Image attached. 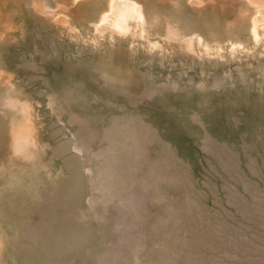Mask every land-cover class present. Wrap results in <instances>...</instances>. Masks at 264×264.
Here are the masks:
<instances>
[{
  "label": "rangeland",
  "instance_id": "1",
  "mask_svg": "<svg viewBox=\"0 0 264 264\" xmlns=\"http://www.w3.org/2000/svg\"><path fill=\"white\" fill-rule=\"evenodd\" d=\"M132 1L0 0V264H264V0Z\"/></svg>",
  "mask_w": 264,
  "mask_h": 264
},
{
  "label": "bare ground",
  "instance_id": "2",
  "mask_svg": "<svg viewBox=\"0 0 264 264\" xmlns=\"http://www.w3.org/2000/svg\"><path fill=\"white\" fill-rule=\"evenodd\" d=\"M142 9L143 7L140 4L132 0H112L109 13L103 16L104 19L101 21L102 25H110V27L112 26L116 30L121 28L122 23H129L132 20L142 21L144 18ZM254 36L257 37L258 35L256 34Z\"/></svg>",
  "mask_w": 264,
  "mask_h": 264
}]
</instances>
